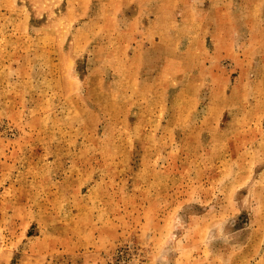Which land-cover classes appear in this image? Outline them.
Segmentation results:
<instances>
[{"label": "rangeland", "instance_id": "obj_1", "mask_svg": "<svg viewBox=\"0 0 264 264\" xmlns=\"http://www.w3.org/2000/svg\"><path fill=\"white\" fill-rule=\"evenodd\" d=\"M0 264H264V0H0Z\"/></svg>", "mask_w": 264, "mask_h": 264}]
</instances>
